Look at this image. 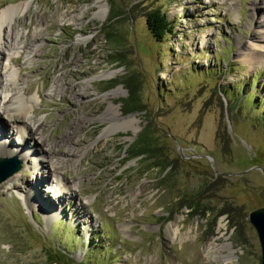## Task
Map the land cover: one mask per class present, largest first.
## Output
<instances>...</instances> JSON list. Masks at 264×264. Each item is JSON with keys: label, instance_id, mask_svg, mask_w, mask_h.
Masks as SVG:
<instances>
[{"label": "rangeland", "instance_id": "374dc122", "mask_svg": "<svg viewBox=\"0 0 264 264\" xmlns=\"http://www.w3.org/2000/svg\"><path fill=\"white\" fill-rule=\"evenodd\" d=\"M96 1L0 0V13L28 2L12 22L18 77L0 97H34L17 120L40 125L32 145L43 136L63 166L45 176L21 146V168L0 182V264H55V249L61 264H260L248 214L264 205V54L244 53L264 0H102V20ZM153 7L173 26L160 41L145 20ZM110 102L119 115L99 119ZM130 114L134 127L106 133ZM7 119L0 136L19 151ZM143 135L150 150L138 154Z\"/></svg>", "mask_w": 264, "mask_h": 264}, {"label": "bare ground", "instance_id": "6f19581e", "mask_svg": "<svg viewBox=\"0 0 264 264\" xmlns=\"http://www.w3.org/2000/svg\"><path fill=\"white\" fill-rule=\"evenodd\" d=\"M28 2L25 3H19V4H10L6 7H3L1 9L0 13V89L4 91L8 89L7 86L12 88V85L15 83L17 77H18V72H14L12 70H9V67L7 63H12L13 56L10 54V51L12 48H14V40L17 37L18 34L14 33V28L12 26V22L17 20L18 18L22 17L25 15L23 12V8L27 7ZM97 11L93 16L99 20H102L105 15V3H103L102 0H97L95 2ZM21 12V13H20ZM23 12V13H22ZM20 13V14H19ZM255 13H253L254 17ZM256 20V24L259 26L258 32L261 34V36H254V40L248 44V52L244 53V56H248L247 58H253L257 59L259 58L260 54H264V15L254 17ZM25 44V42H24ZM21 46V45H19ZM18 46V47H19ZM22 48H25V46H21ZM36 51L37 48H34ZM6 53V54H5ZM2 56V57H1ZM164 74V73H163ZM110 73H101L98 74V77H103V76H108ZM6 80V82H5ZM6 87V89H5ZM14 89V88H12ZM10 91V90H9ZM14 92H11L10 94L7 95H2L0 97V128L2 126L3 122V117L9 118L6 121L10 123V126L15 127L19 133H20V149L19 151L16 150H11L8 146L9 139L4 135L0 136V160L4 158H8L11 156H16L18 158H24L26 157V153L24 154L23 150L21 149V146L25 144L27 150V145L28 147H31V152L32 153H37V155L40 156L39 162L41 166L47 167V175L52 174V175H59V170L63 168V166L58 164L57 162L53 161L51 158H48L47 156V148H46V143H45V138L43 136L38 135L39 140L35 141V144H37L36 147L32 145V140L35 138V134L38 131V128L40 125H35L34 122L31 124L27 118L26 120H17V117H26L27 112L30 110L32 106V101L34 99L33 96H27L24 93H20L18 91L13 90ZM119 108L114 105L112 102L109 103V107L106 109L105 112L101 114L99 119L103 120L110 117H116L119 115ZM120 117L117 119V122L112 123L110 126L107 127L106 133L115 131L121 127H134L133 121H135L136 116L134 114H130L128 116L121 117L122 122H119ZM4 130H2V133ZM66 135V134H65ZM69 138V137H68ZM44 146V147H43ZM10 149V151L8 150ZM63 164V163H62ZM61 168V169H60ZM16 174L10 176L7 178L5 181H11ZM43 176V178H45ZM42 178V177H41ZM74 185V184H73ZM67 197H70L67 193L65 194ZM28 205H31L33 203H38V200L31 191H28L27 195L25 196ZM32 198H35L36 201L31 202ZM45 206L39 202V205L42 207H45L47 213L50 215H54V212L52 209L49 208L51 206V198H46L43 199ZM47 203V204H46ZM223 247H227L229 250H231L230 243H225L222 245ZM212 249V246L210 244L207 245V250ZM218 249V248H217ZM208 253V252H207ZM221 256L225 257L226 255H223L222 253L220 254ZM214 256V255H213ZM227 257V256H226ZM228 258V257H227Z\"/></svg>", "mask_w": 264, "mask_h": 264}, {"label": "trees", "instance_id": "16d2710c", "mask_svg": "<svg viewBox=\"0 0 264 264\" xmlns=\"http://www.w3.org/2000/svg\"><path fill=\"white\" fill-rule=\"evenodd\" d=\"M119 13H121L120 10H113V12L110 13L108 21L111 20L115 16H119ZM145 20H146L148 30L158 41L166 37L168 33L172 32L173 26L171 24L170 19L168 18V16L166 15L164 11L160 10L157 7L150 8L149 10L145 12ZM105 35L106 37H109L110 36L109 31H106ZM130 99L136 100V97H134L131 94ZM131 108L132 107L125 105V110L131 109ZM145 139H146V135H143L140 138V140L137 142L140 144L139 148H136L137 149L136 152H138V154H142L144 151L150 150L148 149V146L150 144H147V141ZM169 175L170 174H167L166 176L168 177ZM188 206L191 208V211H198V210L202 211L203 209V206H200L199 202L188 203ZM48 255H49L48 260L51 263H55V264H61L63 260L67 259V256L64 253H62V251L59 249H55L54 251H49Z\"/></svg>", "mask_w": 264, "mask_h": 264}, {"label": "water", "instance_id": "95a60500", "mask_svg": "<svg viewBox=\"0 0 264 264\" xmlns=\"http://www.w3.org/2000/svg\"><path fill=\"white\" fill-rule=\"evenodd\" d=\"M22 166V160L16 156L0 160V182L13 175ZM250 223L256 230L261 249L260 264H264V205L252 209L248 214Z\"/></svg>", "mask_w": 264, "mask_h": 264}]
</instances>
